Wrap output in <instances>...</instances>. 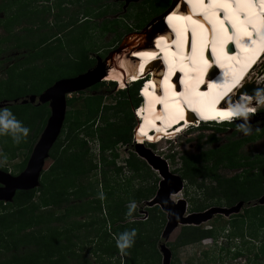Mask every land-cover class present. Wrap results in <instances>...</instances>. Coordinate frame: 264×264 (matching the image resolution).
<instances>
[{
  "label": "trees",
  "instance_id": "trees-1",
  "mask_svg": "<svg viewBox=\"0 0 264 264\" xmlns=\"http://www.w3.org/2000/svg\"><path fill=\"white\" fill-rule=\"evenodd\" d=\"M18 1L32 2L35 0H0V11H6L7 3L10 4H8L10 7ZM159 1L162 4V9L171 3V0ZM38 14L41 13H36L33 9L28 14L29 20L31 19L28 21V25L36 28L35 31L47 27L44 25V19ZM10 16L11 19H17L22 15L14 13L13 16ZM58 28H60L59 31L52 33L50 38L55 40L60 33L65 31L63 25L57 26ZM51 30L50 28L49 33ZM10 36L13 34L10 33ZM13 38V48L16 52L25 48L21 44L24 37L14 35ZM50 38H47L44 33L43 36L37 37V40L29 47L32 51L38 47H44ZM32 51L30 50V52ZM34 56L36 54L32 52L30 57ZM80 64L77 68L79 69L78 74L92 68L95 60L83 55ZM20 70L21 72L11 77V80L9 79L4 86L0 85V95L2 96H0V102H11L12 99L5 98L9 95H13L14 99L22 97L18 96V93L21 89L23 74L28 69ZM99 85L100 82L90 89L95 90ZM111 85H113L112 82ZM136 87L137 85H132L131 91L127 93L126 97L124 96L112 108L101 105L99 96H86L84 109L76 112L71 122L70 116L65 114L60 131L62 134L65 129V146L60 145L59 134L48 152V160L50 159L52 163L46 171H41L38 187L25 191L17 190L11 202L0 201V264H90L87 258L81 254L83 251L85 254V250L79 245L81 228L87 232L89 229L92 236L96 234L99 237V241L93 245V248L87 249V253L97 257L95 259L97 264H113L111 262L113 260L114 264H155L154 254L148 255L146 251L148 248H152L153 242L161 232V225L165 223L164 214L157 206H154L153 210L151 209L153 214L148 219L149 228L145 233H143V229L146 223H131V225L124 224L114 227L115 217L119 214L123 201L119 200L120 195L116 194L118 192L116 187L119 186L117 177L121 167L115 165L114 159L117 155L112 152V149L119 143L127 144L130 141L131 129L135 123L132 109L139 103ZM123 93V91H119L118 94L123 96ZM73 101L74 98L66 99V105L69 106ZM125 107L130 110L127 112L130 121L127 129L125 123H122V117H118L117 122H110L106 115L110 110H113L115 114H124ZM2 108H8L15 118L29 129L28 136L20 143H14L8 135L0 136V149L7 159H13L19 150H26L24 160L18 165L19 170L22 171L28 155L45 125L49 109L47 104L32 105L29 103L5 104ZM95 121L102 122V125H95L92 128ZM80 132L85 137L95 139L99 149V164L93 163L92 159L88 158L87 140L79 138ZM238 147V141L230 140L218 149H209L196 156L184 157L183 178L201 174L202 167L196 166L195 162L206 161L207 167H204L202 171L205 170L210 174L218 164L229 168H242L241 173L230 179H223L212 174L215 185L222 193L218 199L224 201L225 205L231 206L239 201L247 203L255 197L264 195V156L250 158L241 155L237 151ZM105 151L110 153L109 158L104 156ZM131 160L133 159L126 161V166L132 174L137 175L140 167H136ZM139 164L142 168L147 167L142 161H139ZM0 169L6 171V169ZM249 187L253 189L252 194L249 193ZM126 188L128 199L135 202L149 200L155 190L154 186L133 189L127 185ZM219 200L213 204L218 206ZM206 208L205 201H198L194 203L193 211L199 212ZM242 210V215L236 213L229 216L231 218L230 230L226 236L228 244H231L234 239H239L242 244H246L247 242L243 241L244 238L253 239L259 233L260 237H264V204L244 206ZM102 211L103 214H101ZM107 219L111 224H109L111 228L108 233L103 225ZM89 221L99 224L100 228L88 227L86 223ZM152 224L153 226H151ZM133 228L136 229L134 243L130 249L126 250L127 255H123L116 247L115 237L119 233ZM111 235L112 240L109 242L107 239ZM211 237L214 236L210 230L182 226L172 242V247L186 246ZM260 240L259 252L253 255L255 260L258 256H260L259 259H264V245ZM146 244L148 246H145Z\"/></svg>",
  "mask_w": 264,
  "mask_h": 264
},
{
  "label": "rangeland",
  "instance_id": "rangeland-1",
  "mask_svg": "<svg viewBox=\"0 0 264 264\" xmlns=\"http://www.w3.org/2000/svg\"><path fill=\"white\" fill-rule=\"evenodd\" d=\"M159 2V0H136L131 3L128 2L124 6L123 0H35L32 2L18 1L10 7V4L7 3L5 8L6 11H0V85L4 86L9 79L11 80V77L21 72L20 69H28L23 74L21 89L18 93V96L22 97L16 100L24 99V97L29 95L37 96L57 80L68 79L75 75H80L77 73L79 70L77 68L82 62L83 55H86L91 60H95V64L97 63V59H99L106 74L109 73L108 76L118 74L119 72H125L126 69L129 68L131 61H133L132 53L136 49V45L142 40L144 42V40L150 38L153 33L159 29V19L157 18L170 6L167 5V7L162 9V4ZM32 9L35 10L36 13H41L38 15L44 19L47 32L48 29H52L50 33L48 32L46 34L47 38H50L52 33H57V31H59L60 28L57 29V26L63 25V28H65V31L60 33L55 40L50 38L46 46L38 47V49L33 51L29 46L37 40V37L43 36L44 33L41 30H31L30 28H32V26L30 27L28 25V21L31 20H29L28 14ZM161 9L162 11H160ZM14 13L16 15H22L20 18L17 17V24L13 22L10 16H13ZM55 16L58 17L56 18ZM84 17H86V19H83ZM144 29H148L146 38ZM13 30L17 35L21 34V36L24 37V40H21V44H23L22 47L25 48L17 52L13 48L14 42L10 37V33H13ZM31 34H33V36H31ZM30 37L35 38L32 39ZM121 44V49H119ZM30 50L35 53L36 56L30 57L32 53ZM105 66L108 68L107 71ZM260 66L261 65L257 67V72L260 71ZM106 74L105 77L101 79L97 89L91 90L88 88L80 93H71L66 96V99L74 98V101L69 106L66 105L65 108V114L70 116V122L76 112L84 109V98L86 96H99L101 97V105L112 108L131 91V86L127 87L125 82H121L122 84H120L119 81H117L119 85L117 83L111 85L110 81H115V79L108 78V76L106 77ZM257 74L258 73H253L252 71L249 81L253 86L262 88L264 87V82L260 81V79L262 80L260 75L264 74V72H262V74ZM128 79L129 78L126 79V82ZM120 90L124 92L123 96L118 94ZM5 98H7V100L12 99L11 101L14 100L13 95L6 96ZM233 100L235 99L230 98L229 104L233 103ZM35 102L36 100L34 103ZM253 102L254 103H250V106H254V114L249 115V120L247 121L252 131L247 136L237 127L238 124H242L244 121L237 118L231 125L203 126L198 129L186 131L170 142H161L162 140L159 139V141L156 142L158 144L155 146L143 145L142 143V145L138 144L141 146L135 147L133 144L134 136L132 140V135L127 144L122 142L115 146L112 149V152L117 155L114 159V163L121 167L117 177L119 186L116 187L118 190L116 194L120 195V198L119 196L118 198L123 201V203L119 214L115 217L114 227L124 224L131 225V223H146L143 233L147 232L149 228L147 222L153 214L151 211L154 206L147 207L144 201H132L128 199L129 196L126 194L128 191L126 188L127 185L133 189L154 186V194L157 190V185L160 180L159 174L156 170H152L145 163L144 159L137 155L138 152L141 153L146 150L163 159L167 164L169 172L181 178V191L170 197L173 201L177 199L185 200L186 213L195 212L193 211L194 203L198 201H205L207 207L217 206L213 203L219 200L218 197L221 196L222 193L215 185L212 174L214 173L216 176H220L223 179H230L234 175L241 173L242 168H229L218 164L214 167L213 173L210 174V172L206 173L205 170L204 172L202 171L204 167H207L206 161L195 162L194 164L196 166L202 167L201 174L190 178H183V158L189 155H199L209 149H218L222 145L230 142V140L232 142H239V149L237 151L241 155H246L250 158L264 156V104L257 106L255 104V97ZM0 103H2V101ZM128 111L130 110L125 107L123 109L125 115L115 114L113 110L107 112L106 115L109 117L110 122H117V118L122 117V123H125L127 129L130 125L127 114ZM125 119L126 121H124ZM119 122L121 121L119 120ZM134 122L136 123V117ZM95 125L100 126L102 122L95 121L92 128H94ZM132 130L134 135V129H131V132ZM81 137L87 140L88 158L92 159L93 163L99 164V149L95 139L85 137L83 133L80 132L79 138ZM59 141L61 143L60 145L65 146V129L63 133L60 134ZM26 153V150L17 151L15 157L13 159H6V162L0 165V168L6 169L10 175L18 174L21 172L18 165L24 160ZM109 155L110 153L108 151L104 152L105 157L109 158ZM129 159H133L131 161L134 162L135 166L140 167L138 169V174L136 173L137 175L132 174V172L128 170L126 161ZM139 161L144 162L147 167L142 168ZM51 163V160L47 159L43 170L46 171ZM252 192L253 189L249 187V193L252 194ZM259 197H255L253 200L243 203V207L256 205ZM130 202H135L136 208L132 215L128 216L127 212ZM219 202L218 206L220 207H230L225 205L224 201L219 200ZM242 208L237 214H243ZM103 213L102 211L101 214ZM230 220V217L213 215V217L206 222L194 226L202 230L212 231L213 238H205L187 244L186 246L173 248L172 242L175 240L182 227L178 226L165 241V246L171 253L170 264H263L264 259H259L260 256H258L257 260H255L253 255L259 252L260 239L264 245V237H260L259 233L257 237L253 239L244 238L243 241L247 242L246 244H242L239 239H234L231 241V244H228L229 242L227 243L226 236L230 230ZM86 224L92 229L100 228L97 223H90L89 221ZM89 224H92V226H89ZM109 224L110 222L108 219L106 223L103 224L105 225L104 229L107 233L111 228V224ZM164 224L161 225V232ZM87 225L83 226L85 227ZM151 226H153V224ZM80 234L79 245L85 250V254L84 251L81 252V254L87 258L90 264H97L95 261L97 257L94 254L91 255L87 253V249L93 248V245L99 241V237L95 232V236H92L89 229L87 232L81 228ZM111 240L112 235L109 236L107 241L110 242ZM161 241L163 242V239H161L159 234L158 238L153 242L152 248H148L146 251L148 255L154 254L155 264H161V253L158 248V244ZM145 246L148 245L146 244ZM111 262L114 264V260Z\"/></svg>",
  "mask_w": 264,
  "mask_h": 264
},
{
  "label": "bare ground",
  "instance_id": "bare-ground-1",
  "mask_svg": "<svg viewBox=\"0 0 264 264\" xmlns=\"http://www.w3.org/2000/svg\"><path fill=\"white\" fill-rule=\"evenodd\" d=\"M183 1L184 0H175V2L172 4L171 9L167 11L160 20V24L162 26L166 27L165 23H167L168 26H171L173 30L172 34L176 36L174 39H171L172 37L169 34L166 35L163 34L162 31H160L157 35L147 38L146 40H144V42L142 40L136 45V49L132 53L133 61H131L129 68L126 69L125 72H119L118 74L110 76H108L109 73L106 74L105 72L106 77L108 76V78L115 79L118 85L119 83L122 84L121 82H126L127 78H129L127 82H129V80H136L139 73L141 72L139 70L141 68H144L143 75L147 71H150L153 74L150 81L148 80L147 84L144 86L143 93H141V95H143L147 100H144L143 103H141L137 107L138 109L136 108L137 111L135 112V114L133 113V115H135L136 117L133 143L135 142L136 144H134L136 146H140L138 144L142 145L143 142L156 143L161 137L168 134L166 130L169 129L170 125L176 122L174 115L170 114L172 110H168L170 106H173L175 110L184 109L181 110L176 117L180 118L183 115L184 118L187 119L186 121L191 122L192 118L186 117V113H188L189 116H192L194 113H200V116L203 117L211 115L212 119L215 118L218 120V117H221V119H224V117L228 116L232 117L230 114V109L235 106L238 101L243 102L245 98H247L249 106L250 103H254V98L250 97L248 91L250 89L254 91L256 87L250 83L249 78H251L252 71L253 73L256 72L258 74H262V72H264V42H261L259 38H257V42L255 44H251V42L248 41L247 37L245 38L244 36H241L242 39L239 40L245 43L244 47L249 51V55L244 56L246 53L242 51L243 48L241 47L240 55L237 53L234 59H231L230 61L228 60L225 64L222 63L225 62V60L221 61L220 65L227 67L231 66V64L237 65L239 57H244L242 58L243 60L240 61L241 65H244L247 60L251 62L256 57L258 64L249 71L251 72L250 74H247L241 79L239 83V85L241 86L239 88V91L236 93V97H234L235 100H233V103L229 104V99L233 96L232 95L230 98L224 100V104L222 106L218 105V101L222 99L223 96L225 97L227 94L225 91H219V89L215 87V84L213 85L214 88H211V81L205 78L206 65L204 68H201L204 63L198 61V59H200L199 53L201 52V50H205L207 48L208 41L209 44H213V40L211 41L210 34L205 33L203 35L202 41L200 29L196 28L194 39L196 40V47L198 48H196L195 51L193 50V48H191L190 51L189 49H187L186 52L182 53L180 46L182 42H184L185 44L186 41L189 42L190 40H193V28L196 26L191 23V20H199L204 24L206 28L212 29V24L207 21L209 24L208 26L204 21H202V19H204L205 8L209 2L206 3L205 0H186L188 3H190V5H193V9H191L192 14L185 16L190 17L191 20H189L183 19L184 16L179 13L183 12L181 11L184 9L182 4L185 5ZM252 2L254 1L252 0ZM198 3L200 4L198 5ZM258 4L262 9L259 1ZM216 11L217 18L223 16L222 14H220V10ZM198 14H201L202 17H197ZM229 15H231V13H229ZM239 15L243 17L245 13L241 11ZM169 17H171V19H169ZM248 30L253 32L254 28H248ZM147 31L148 29L145 30V38L148 34ZM216 31L219 32V30ZM206 35H208V39H206ZM253 35H256V31L253 32ZM218 42L221 45V42L219 40ZM249 44L250 47L248 46ZM217 47L218 45L217 43H215V49ZM258 48L263 50L260 53H257L255 50H257ZM159 54L162 56V60L165 61V64L167 61H170V63L171 61H173L172 63L176 64L178 68H188V70L184 72V79L186 82L183 85V91L178 92L174 85H172L173 87L171 89V87L168 86L165 78H162L161 81H159L157 76H160L161 78V73L158 72V69H153L150 68L149 65H146L148 62H151L154 59H158ZM177 56L178 58L180 57V60L178 59L177 61H174L173 59ZM189 59H191L194 64L191 68L189 65ZM217 59L218 61L220 60L218 57ZM210 62L211 60H209L208 66L210 65ZM153 65H157V63H153ZM172 65L173 64L166 65V70H171L173 68ZM259 65H261L260 71L257 72L258 70L256 71V69ZM105 67L107 71L108 68L107 66ZM229 71L231 70H228V72ZM262 75H260L262 77V80L260 79V81L264 82V75ZM187 76L191 77L187 78ZM117 81H119V83ZM157 84H160V89L161 91H163V98L165 97V95L168 96L169 94H171L168 99H162L158 97L160 93L156 89ZM150 86L153 87L154 90H150ZM188 92H190L189 96L187 94ZM160 107L163 109V111L159 109ZM138 118L140 120L142 119L143 123L140 124V121H137ZM179 129L180 128L172 131L170 135H177V131H179ZM141 153L143 154L144 152L142 151Z\"/></svg>",
  "mask_w": 264,
  "mask_h": 264
},
{
  "label": "water",
  "instance_id": "water-1",
  "mask_svg": "<svg viewBox=\"0 0 264 264\" xmlns=\"http://www.w3.org/2000/svg\"><path fill=\"white\" fill-rule=\"evenodd\" d=\"M126 1V0H125ZM136 1V0H130ZM175 0L171 1L170 6L158 16L162 19L163 15L169 11ZM145 30V29H144ZM122 44L119 49H121ZM109 57V56H108ZM105 71L102 68L101 61L97 59V63L84 73L68 79L57 80L37 96L29 95L24 99L6 103L2 101L0 107L5 104H47L49 115L45 125L34 143L26 164L21 172L16 175L0 169V201L11 202L17 190H30L38 187L39 177L48 159V152L55 143L60 134L62 124L65 117L66 96L71 93H78L99 83L104 77ZM264 75V74H263ZM256 90L264 91V87H256L249 90L250 97L254 98ZM36 102L34 103V101ZM137 147V146H135ZM140 158L152 169L156 170L160 176L157 190L154 196L145 201L147 207L157 206L165 216V224L160 233L163 242H159L158 248L161 253V264H170V250L165 246V241L169 235L177 229L178 226H198L199 224L211 219L213 215H222L228 217L236 214L243 206V202L239 201L230 207L211 206L203 211L186 213V202L183 199L173 201L171 195H175L182 189V180L179 176L169 172L166 162L152 152L146 150L144 153L138 152ZM166 201V203H165ZM258 205L264 204V195L257 199ZM183 264V263H182Z\"/></svg>",
  "mask_w": 264,
  "mask_h": 264
},
{
  "label": "clouds",
  "instance_id": "clouds-1",
  "mask_svg": "<svg viewBox=\"0 0 264 264\" xmlns=\"http://www.w3.org/2000/svg\"><path fill=\"white\" fill-rule=\"evenodd\" d=\"M183 2L185 3V5L182 4L184 9L181 10V11L184 12V11H186L189 8V5H188L187 1L184 0ZM186 7H187V9H186ZM160 20H158L159 21V25H160L159 29L155 33H153L152 36L157 35L160 31H162L163 34H166V35L169 34L171 36L172 33L168 29V26H167L168 24L165 23L166 27L162 26L160 24ZM153 63H157V65H153ZM162 63L163 62L160 61L159 59H156V60L154 59L151 63L148 64L150 68L158 69V72L161 73V78H160V76H157L159 81H161L162 78H165L164 77V66H163ZM141 69H139V70L141 71ZM152 75L153 74L150 71H147L143 75V70H142L139 73L138 78L136 80H134V81L133 80H129V82H125V85H127V87L132 86V85H137V87H136V96L139 99V103H138V105L136 107H134L132 109V115H133V113L135 114V112L137 111V109H138L137 107L141 103H143V99H142L143 97L141 95V93H143V89H141V88L145 84V83H143V81H146V82H148V80L150 81V79L152 78ZM110 82H112L113 84L116 83V81H112V80ZM172 85L175 86V83L173 81H172ZM122 89H125V88H122ZM120 91H122V90H120ZM238 91H239V89L233 91V93L229 94L228 97H226L225 99L230 98L232 95L233 96L231 98L234 99V97H236V93ZM254 97H255V104L257 106L260 105V104H264V91L256 90L254 92ZM254 110H255L254 106H249L248 99L245 98V100L243 102L238 101L236 103V105L233 106L230 109V114H231L232 117H229V116L227 117V118H229L228 119L229 121H221V123H219V124H217V123H211V124L198 123V124H196L195 121H194V118L191 115L190 116L188 115L186 117H191L192 118L191 122L186 121L187 124L185 126L181 125L182 127H180L179 131H177V135L176 136L171 135V136L166 137V138L161 137L160 139H162L161 142H170V141H173L174 139H176L177 137L181 136L186 131H191V130H194V129H198V128L203 127V126L210 127L211 125H216V126L231 125V124H233L236 121L237 118H240V119H242L244 121V123L238 124L237 127H238V129L241 132H243V134L245 136H247L252 131L251 126L247 124V121L249 120V115H253L254 114ZM133 117H134V115H133ZM224 118H226V117H224ZM223 120H226V119H223ZM137 121H140V124L143 123L142 119L140 120L138 118ZM135 125H136V123H135ZM134 127H133V129H134ZM149 132H151V131H149ZM28 134H29V129L27 127L23 126L22 123L15 118V116L11 113V111L8 108H0V136L8 135V136L11 137V139H12V141L14 143H20L23 139H25L28 136ZM132 140H133V130H132ZM144 144L148 145V146H155L158 143L145 142ZM134 146H136V145L134 144ZM6 159H7V157L4 156V154L2 152H0V165L5 163ZM165 203H166V201H165ZM135 208H136L135 202H130L129 205H128L127 215L131 216L133 211L135 210ZM135 237H136V229H134V228L131 229V230H125V231L119 233L115 237L116 247H117L118 251L121 254H123V255H127V251L126 250L130 249L132 247Z\"/></svg>",
  "mask_w": 264,
  "mask_h": 264
},
{
  "label": "snow or ice",
  "instance_id": "snow-or-ice-1",
  "mask_svg": "<svg viewBox=\"0 0 264 264\" xmlns=\"http://www.w3.org/2000/svg\"><path fill=\"white\" fill-rule=\"evenodd\" d=\"M259 2L262 10H264V0H259ZM253 7L252 0H236L235 9L230 0H209V3L205 8L204 19L212 24V29L206 28L199 20H191L190 17H184L183 19L191 20V23L196 26L193 28V40L191 45L193 50L195 51L196 49V41L194 39L196 28L200 29L202 41L205 33H211L213 39V52L215 51V41L219 40L221 45H223V42L226 39H231L230 33L232 32L236 33V38L238 40L240 39V36L243 35L248 38V41H250L251 44H255L257 38H259L261 42H264V18H260L258 14L253 11ZM216 10L222 11L224 15L217 18ZM241 11L245 13L243 17L239 15ZM229 13H231V15H229ZM169 19H171V17H169ZM225 21H227L231 27L226 26ZM248 25H251L252 28L256 30L255 36L252 31L248 30ZM217 26L219 32L216 31ZM248 46L250 47V44ZM227 52H229V47L227 48ZM199 56L200 59L203 60V63L208 65L211 57L209 56L208 59H205L202 50L199 53Z\"/></svg>",
  "mask_w": 264,
  "mask_h": 264
},
{
  "label": "crops",
  "instance_id": "crops-1",
  "mask_svg": "<svg viewBox=\"0 0 264 264\" xmlns=\"http://www.w3.org/2000/svg\"><path fill=\"white\" fill-rule=\"evenodd\" d=\"M13 20V22L15 23V24H17L18 23V20H16V19H12ZM35 21V20H34ZM37 25V24H36ZM31 29H33V30H35L36 28H31ZM43 33H48L49 32V30L50 29H48V32H47V29H46V27L45 28H42V29H40ZM45 30V31H44ZM15 31L13 30V33H11V34H13V36H10L13 40H14V35H17L16 33H14ZM24 32V31H23ZM18 35H21V34H18ZM31 36H33V34H31ZM30 38H35V37H30ZM16 39V38H15ZM14 42V41H13ZM14 46V45H13Z\"/></svg>",
  "mask_w": 264,
  "mask_h": 264
},
{
  "label": "flooded vegetation",
  "instance_id": "flooded-vegetation-1",
  "mask_svg": "<svg viewBox=\"0 0 264 264\" xmlns=\"http://www.w3.org/2000/svg\"><path fill=\"white\" fill-rule=\"evenodd\" d=\"M128 2L131 3V2H133V1H130V0H126V1H125V0H123L124 6H125ZM83 19H86V17H84ZM210 207H211V206H210ZM242 207H243V206H242ZM207 208H208V207H207ZM232 215H234V214H232ZM229 216H231V215H229ZM229 216H228V217H229Z\"/></svg>",
  "mask_w": 264,
  "mask_h": 264
},
{
  "label": "built area",
  "instance_id": "built-area-1",
  "mask_svg": "<svg viewBox=\"0 0 264 264\" xmlns=\"http://www.w3.org/2000/svg\"><path fill=\"white\" fill-rule=\"evenodd\" d=\"M145 218H146V215H145Z\"/></svg>",
  "mask_w": 264,
  "mask_h": 264
}]
</instances>
